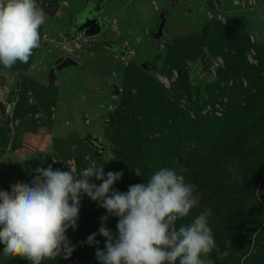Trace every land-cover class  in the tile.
I'll list each match as a JSON object with an SVG mask.
<instances>
[{"label":"rangeland","instance_id":"rangeland-1","mask_svg":"<svg viewBox=\"0 0 264 264\" xmlns=\"http://www.w3.org/2000/svg\"><path fill=\"white\" fill-rule=\"evenodd\" d=\"M80 2L37 0L46 17L41 46L28 63L0 65L11 103L0 113V190L31 184L39 167L68 171V160L76 174L91 160L105 173L122 172L113 185L120 192L175 169L199 196L177 229L211 210L219 251L208 258L264 264V0H111L93 39L121 44L117 55L89 49L45 10ZM172 2L166 35L155 40L149 31ZM67 58L75 63L62 65ZM102 216L115 236L119 218L82 194L77 227L66 232L75 250L42 264L97 259L106 243ZM93 233L98 244L86 242ZM3 247L0 264H30L6 257Z\"/></svg>","mask_w":264,"mask_h":264},{"label":"clouds","instance_id":"clouds-1","mask_svg":"<svg viewBox=\"0 0 264 264\" xmlns=\"http://www.w3.org/2000/svg\"><path fill=\"white\" fill-rule=\"evenodd\" d=\"M45 21L37 0H0V65L11 69L17 62L28 63L41 46ZM36 172L31 184L17 182L10 185V192L0 190V244L6 257L30 264L58 256L68 259L75 248L66 232L77 227L86 194L119 218L115 236L104 224L108 216L100 218L99 234L106 238L105 250H96L100 264H214L208 257L219 249L208 224L211 210L176 227L197 206L198 198L196 186L175 169L161 168L146 184L130 185L126 192L113 188L123 173H105L95 160L78 174L72 165L68 171L49 165ZM93 178L102 183L98 186ZM96 235H89L86 242L98 244Z\"/></svg>","mask_w":264,"mask_h":264},{"label":"water","instance_id":"water-1","mask_svg":"<svg viewBox=\"0 0 264 264\" xmlns=\"http://www.w3.org/2000/svg\"><path fill=\"white\" fill-rule=\"evenodd\" d=\"M111 0H81V2L72 8H58L57 5H46L45 10L49 13H56L60 17L66 20L67 23V29L71 30L73 32L72 35H77L79 37L85 38V45L90 46L95 44L97 42L93 39L94 36L98 35L102 25L104 24V9L105 7L110 3ZM97 4H101V10H97L95 6ZM89 5V6H87ZM86 6L90 10L82 12ZM91 11H93V15H91ZM169 12V8L165 7L162 10H159L158 13V19L156 22V27L152 31L149 32L150 36L155 39L159 40L161 38L165 37L166 32V24H167V15ZM77 13V14H76ZM100 13V14H99ZM71 14H75V18L71 17ZM99 17L97 18V16ZM101 16V19H100ZM107 49L115 50L118 54L119 51L116 49V44H113V46H105ZM94 51V49H93ZM121 52V50H120ZM116 55V54H115ZM75 61L71 58H67L62 62V65L66 64H74ZM149 65L150 67H155L154 64L145 62L142 64L143 67H146ZM95 147L103 150V147H101L96 141L91 140ZM199 200V196H197Z\"/></svg>","mask_w":264,"mask_h":264},{"label":"flooded vegetation","instance_id":"flooded-vegetation-1","mask_svg":"<svg viewBox=\"0 0 264 264\" xmlns=\"http://www.w3.org/2000/svg\"><path fill=\"white\" fill-rule=\"evenodd\" d=\"M91 1V0H90ZM173 6V2L172 3H170L169 4V6H168V8H171ZM95 8L97 9V10H101V4H97L96 6H95ZM77 14V13H76ZM100 14V13H99ZM91 15H93V11H91ZM71 17L72 18H75V14H71ZM99 17V15L97 16V18ZM104 25V24H103ZM104 27V26H103ZM103 27L101 28V30H100V32H99V34L102 32V30H103ZM155 27H156V25H155ZM155 27L153 28V29H155ZM153 29H151L150 31H152ZM69 30V29H68ZM149 31V32H150ZM69 32H70V34L72 35L73 34V32L71 31V30H69ZM98 34V35H99ZM165 34H166V32H165ZM97 36V35H96ZM94 40H98L97 42H95V44H93V45H91V47H89V49H91V50H93L94 49V51H107V52H109V53H113V54H116L117 55V53H116V51L115 50H111V49H107L105 46L107 45V46H113V44H116V49H118V51H120V49L122 48V47H120L121 46V44H119V43H117V42H115V41H113L112 39H109V38H103V39H94ZM148 67H150L149 65H147Z\"/></svg>","mask_w":264,"mask_h":264},{"label":"built area","instance_id":"built-area-1","mask_svg":"<svg viewBox=\"0 0 264 264\" xmlns=\"http://www.w3.org/2000/svg\"><path fill=\"white\" fill-rule=\"evenodd\" d=\"M11 112V103L7 101V91L5 87H0V113L2 115L9 114ZM69 165H72L75 168L74 160L67 161V167L69 169Z\"/></svg>","mask_w":264,"mask_h":264},{"label":"trees","instance_id":"trees-1","mask_svg":"<svg viewBox=\"0 0 264 264\" xmlns=\"http://www.w3.org/2000/svg\"><path fill=\"white\" fill-rule=\"evenodd\" d=\"M89 264H100V261L98 259L91 258L88 260Z\"/></svg>","mask_w":264,"mask_h":264}]
</instances>
